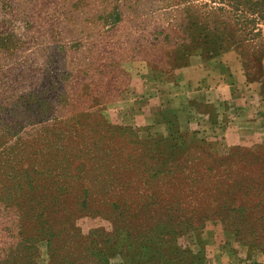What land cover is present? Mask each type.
Returning <instances> with one entry per match:
<instances>
[{
	"label": "rangeland",
	"instance_id": "1",
	"mask_svg": "<svg viewBox=\"0 0 264 264\" xmlns=\"http://www.w3.org/2000/svg\"><path fill=\"white\" fill-rule=\"evenodd\" d=\"M181 15L264 85V0H0V264H264V117L149 65Z\"/></svg>",
	"mask_w": 264,
	"mask_h": 264
},
{
	"label": "crops",
	"instance_id": "2",
	"mask_svg": "<svg viewBox=\"0 0 264 264\" xmlns=\"http://www.w3.org/2000/svg\"><path fill=\"white\" fill-rule=\"evenodd\" d=\"M261 32L264 35V24ZM201 59L198 63L200 65L195 67L200 80L204 81L203 85L214 90L220 101L231 98L232 102L237 103L235 106L243 111L246 124L254 121L255 127L263 123L260 118L264 117V85L260 81L247 79L238 53L224 48L212 58Z\"/></svg>",
	"mask_w": 264,
	"mask_h": 264
},
{
	"label": "trees",
	"instance_id": "3",
	"mask_svg": "<svg viewBox=\"0 0 264 264\" xmlns=\"http://www.w3.org/2000/svg\"><path fill=\"white\" fill-rule=\"evenodd\" d=\"M182 17V15H181ZM176 25L178 26V30L177 31H167L164 35H163V43L164 45L168 44V47H166V49H168L169 53L167 57H161L160 59H158L159 61H156L154 59H150L149 60V65L153 66L155 69H159V70H163V69H169V68H176L181 66L182 64V58L186 52V50L189 47L194 46L193 44L195 42L201 41L202 45V51L203 53L205 52V57L206 58H212L214 56H216L222 49L227 48V47H222L221 46V40H223L222 38L224 37V33L223 31H221L219 29V27L215 26V32L218 33H213L211 36L207 33L204 32L203 26H202V22L200 20H195V19H190L186 20L184 17L177 19V21L175 22ZM217 21H213V25H216ZM184 29H187V35L185 34ZM203 34V35H202ZM216 43H218V47L216 49H214L213 45H215ZM216 51H218L216 53ZM182 55L180 56V58H178V55ZM165 66H169V67H165ZM245 74L248 76V73H246L245 70ZM235 152H232L229 154V156L235 155ZM162 198H160L161 201ZM167 204L172 205L173 203H171V201L169 199H166ZM148 203H146L147 205ZM185 208L182 207L181 209H179V211H185V217L183 220L184 224H189L192 227L194 226H199L200 224L203 223V221H205L206 216L207 215H202L200 217H196L194 216V214L197 211H187L184 210ZM229 212V211H228ZM187 213V214H186ZM223 214V213H221ZM195 222H200V223H196ZM224 223V222H223Z\"/></svg>",
	"mask_w": 264,
	"mask_h": 264
}]
</instances>
